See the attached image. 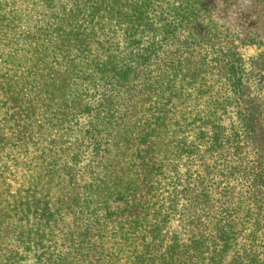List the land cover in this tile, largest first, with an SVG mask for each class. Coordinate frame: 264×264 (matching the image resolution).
I'll list each match as a JSON object with an SVG mask.
<instances>
[{"label": "trees", "instance_id": "trees-1", "mask_svg": "<svg viewBox=\"0 0 264 264\" xmlns=\"http://www.w3.org/2000/svg\"><path fill=\"white\" fill-rule=\"evenodd\" d=\"M0 264H264V0H0Z\"/></svg>", "mask_w": 264, "mask_h": 264}, {"label": "rangeland", "instance_id": "rangeland-1", "mask_svg": "<svg viewBox=\"0 0 264 264\" xmlns=\"http://www.w3.org/2000/svg\"><path fill=\"white\" fill-rule=\"evenodd\" d=\"M260 51V48L254 46H247L241 49V54L244 60H248L257 56Z\"/></svg>", "mask_w": 264, "mask_h": 264}]
</instances>
